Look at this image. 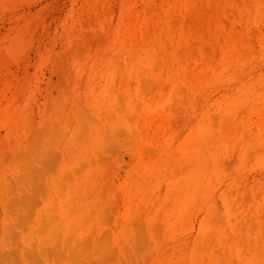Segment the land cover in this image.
Here are the masks:
<instances>
[{
    "label": "rangeland",
    "instance_id": "obj_1",
    "mask_svg": "<svg viewBox=\"0 0 264 264\" xmlns=\"http://www.w3.org/2000/svg\"><path fill=\"white\" fill-rule=\"evenodd\" d=\"M0 264H264V0H0Z\"/></svg>",
    "mask_w": 264,
    "mask_h": 264
}]
</instances>
